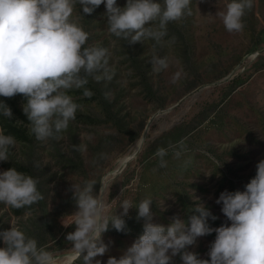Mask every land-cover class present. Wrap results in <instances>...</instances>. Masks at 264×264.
<instances>
[{
  "label": "rangeland",
  "instance_id": "374dc122",
  "mask_svg": "<svg viewBox=\"0 0 264 264\" xmlns=\"http://www.w3.org/2000/svg\"><path fill=\"white\" fill-rule=\"evenodd\" d=\"M228 2L192 0V15L169 23L160 44H129L111 35L103 4L91 15L75 6L73 17L89 33L86 46L108 49L112 79L88 77L90 98L83 89L70 91L80 105L76 118L47 141L30 132L22 95L0 97L13 113L0 115V129L16 139L0 172L16 168L37 178L44 197L22 209L0 203V232L14 225L53 252L56 264H82L70 260L75 253L66 236L75 225L64 223L77 211L72 184L85 179L97 181L95 194L103 184L110 212L122 211L113 201L120 195L134 206L150 197L154 222L167 226L176 216L187 222L200 202L217 217L208 218L211 228L230 226L216 200L224 191H245L264 160V0H253L238 33L227 32L216 16ZM153 57L166 58L167 67L154 71ZM158 148L167 150L166 167H159ZM137 215L133 207L124 217L125 232L110 226L103 234L109 251L96 258L101 264L119 258L142 234L144 220ZM215 238V231L199 237L188 250L210 259ZM171 264H182L180 256Z\"/></svg>",
  "mask_w": 264,
  "mask_h": 264
},
{
  "label": "clouds",
  "instance_id": "9594fccd",
  "mask_svg": "<svg viewBox=\"0 0 264 264\" xmlns=\"http://www.w3.org/2000/svg\"><path fill=\"white\" fill-rule=\"evenodd\" d=\"M82 6L91 15L105 6L107 31L129 44L153 40L160 44L167 35V26L192 15V0H126L124 7L117 0H0V97L22 95L24 115L30 132L40 141L58 139L75 120L80 105L70 91L83 89V96L93 93L85 87L88 77L97 82L111 80L109 51L95 44L86 46L89 33L73 17L75 6ZM253 7V0H229L224 10L216 14L229 33L244 29L243 18ZM153 70L167 67L166 58L153 57ZM0 115L11 118V108L0 101ZM16 145L12 135L0 129V161L9 160L10 149ZM159 167L167 166L165 148L154 154ZM38 179L10 168L0 172V203L14 209L30 207L44 197L38 190ZM97 181L85 179L72 184L77 211L69 216L67 227L75 230L66 239L82 264H101L97 257L109 251L102 236L109 227L125 232L124 217L133 207L137 219H143V232L119 257L110 256L107 264H171L180 256L182 264H264V160L256 165V175L245 191H224L216 200L230 226L211 228L208 218L216 216L203 203H196L185 222L173 217L165 226L153 220L152 199L146 197L134 206L130 199L113 201L122 211L110 212L103 198V184L94 193ZM216 233L208 253L210 259H200L189 251L199 237ZM4 247H0V264H56L57 257L39 246L20 228L12 225L0 232Z\"/></svg>",
  "mask_w": 264,
  "mask_h": 264
},
{
  "label": "bare ground",
  "instance_id": "6f19581e",
  "mask_svg": "<svg viewBox=\"0 0 264 264\" xmlns=\"http://www.w3.org/2000/svg\"><path fill=\"white\" fill-rule=\"evenodd\" d=\"M141 141H142V140H141ZM140 146H141V143L139 144V146H138V148H137V151L134 153V155H135L136 153H138ZM133 157H135V156H133ZM133 157L131 156V157H128V158L124 159V160L121 162L119 168H122V167H124L125 165H127V164L129 163V161H130ZM74 259H76L75 254H73L72 256H70V260H74Z\"/></svg>",
  "mask_w": 264,
  "mask_h": 264
}]
</instances>
